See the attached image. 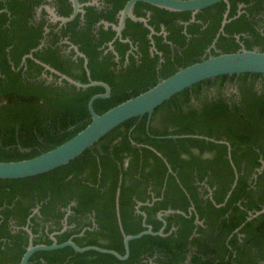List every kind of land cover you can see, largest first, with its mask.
Masks as SVG:
<instances>
[{
	"label": "trees",
	"instance_id": "trees-1",
	"mask_svg": "<svg viewBox=\"0 0 264 264\" xmlns=\"http://www.w3.org/2000/svg\"><path fill=\"white\" fill-rule=\"evenodd\" d=\"M40 1L0 0V161L29 159L64 143L91 122L88 100L104 92L100 86L77 88L67 80H62V87L53 85L59 78L56 74L49 84L37 78L43 66L34 58L70 73L50 57V51L43 57L41 50H34L43 37V20L34 18ZM241 2L246 4L240 8L245 12L234 18ZM64 4L60 12L69 15L70 3L64 0ZM136 5L156 10L165 23L172 17L184 21L191 17V12L143 2ZM257 7L264 14V0H229V9L220 1L198 12L196 18L202 23L187 29L192 33L191 45L175 53V62L161 69V79L208 57L206 49L217 38L227 9L228 21L216 41L219 52L214 47L211 53L235 52L241 43L264 51V30H259L264 15L259 21L249 20ZM74 24L64 26L63 34L73 31ZM129 24L142 33L148 31L141 23L130 20ZM79 37L92 66L97 49L89 34ZM117 45L123 51L127 48L119 41ZM168 53L169 48L165 57L170 60ZM144 61L155 65V60ZM107 74L112 76L110 71ZM79 76L88 82L84 72ZM91 77L113 84L109 97L95 100L98 114L159 81L127 91L114 86H127L131 76L118 84L102 72L95 71ZM225 83H233L236 92L226 96ZM174 135L203 137H170ZM204 137L226 141L230 150L226 143ZM262 161L264 75H223L199 82L158 106L149 130L147 115L134 117L65 165L26 178L0 179V264H19L28 245L29 235L22 229L27 224L36 235L34 244H51L50 233L59 231L55 234L59 243L72 238L79 246L96 245L123 254V232L137 234L146 229L137 212L138 202L153 231L163 226L158 212L172 209L185 215H165L163 235L131 240L126 260L67 246L36 251L28 264H264V213L249 219L250 212L264 208ZM37 205L39 214L32 215ZM67 207L70 213L63 230L67 210L62 208Z\"/></svg>",
	"mask_w": 264,
	"mask_h": 264
},
{
	"label": "flooded vegetation",
	"instance_id": "flooded-vegetation-1",
	"mask_svg": "<svg viewBox=\"0 0 264 264\" xmlns=\"http://www.w3.org/2000/svg\"><path fill=\"white\" fill-rule=\"evenodd\" d=\"M66 1L70 3L71 6V12L69 15H63L60 12L63 10V8H65L64 0H41L40 3L35 6L34 18L36 20H43L44 25L43 37L40 40V45L34 50H41L43 57H46V52L50 51L52 53L50 57L52 59L59 60L61 63L60 65L66 67L70 72L69 75L61 72L44 61L41 62L76 81L81 83H89L90 81H101L106 83L110 88V95L113 89V84H110V82L105 78H98L96 80L93 79L91 76H93L95 71L106 74L110 81L114 82L115 84L120 83L122 78L125 79L127 75L131 76L132 81L131 83L127 84L128 87H120L119 85L114 87L125 89L127 91H133V89L137 90L147 87V85H149L152 80L161 79V69L167 66L171 61L175 62L176 52L179 54L181 51H184L191 45L192 41H190V38L192 37V33L187 31L188 26L192 23H202L201 20L196 18V14L198 12L193 15L191 11H181L191 12V17L188 21H184L180 17H172L168 23H165L163 17L158 14L156 10L145 5H138L139 7L136 8V2L133 8V14L137 18L140 17L146 20L137 21L127 17L120 34H118L114 29V26L119 25V13L128 0H79L80 11L77 12L74 19L66 23L54 20L49 9L54 10L55 14L58 16L68 17L73 13V4L71 0ZM237 5V14L234 16V18L245 12L240 8H243L246 6V4L241 2ZM91 13H93V16L89 19ZM252 13L253 14L249 19L251 21H255L257 19V21H259L264 15L262 14L261 7L255 8ZM130 20L141 23V26L145 27L148 31L142 33L140 29L138 30L133 25L129 24ZM70 22L75 23L73 31L68 30L66 34H63V27L67 26V24ZM259 23L262 24V22ZM258 25L261 26L260 24ZM259 30L262 32L264 30V26L260 27ZM83 33L89 34V39L92 40V43L97 49L95 56L96 63H94L92 66L90 63V56L81 49L82 41L80 39L81 37L79 36H82ZM110 33H112L111 37L106 38V36ZM155 36H161L162 39L158 40ZM83 38L86 39L84 36ZM118 41L127 44V48L124 51L117 45ZM168 48L169 53L167 55L169 56L170 60H167L165 57V52ZM208 48L206 49L207 54L209 53ZM254 48H259L261 50V48L258 46H255ZM120 50H122V52ZM215 50L219 52V50L216 48V42ZM203 56L204 55L201 57ZM27 57H29V54ZM34 59L35 61L38 60L36 58ZM144 59L147 61L155 60V65L153 67L148 66ZM104 67L106 69H104ZM108 71L112 73L111 77L107 74ZM153 71H155V73H153ZM83 72L85 73L88 82H83L80 79L79 75ZM53 74L56 73L43 66V70L40 72V75H38L37 78L45 79L46 84H49L54 80ZM62 80L65 79H61L60 77L57 78L53 85H60L62 87ZM256 85L260 86L258 83ZM224 87L225 89L222 91L225 92L226 96L236 92L235 85L233 83L231 85L225 83ZM36 209H38L37 212H35ZM62 210H67V214L64 216L62 221L64 224L63 230H65L67 227L66 218L70 211L69 207L62 208ZM36 213L39 214V205L33 209L32 215ZM29 221L30 220H28V223ZM50 223L51 222L48 221L46 222V225L49 226ZM25 226L30 228L29 224ZM25 226L22 227L23 230H25ZM13 227L15 230L21 228L20 226ZM53 233H59V231H53L50 233V236ZM32 234L34 238L36 235L33 232Z\"/></svg>",
	"mask_w": 264,
	"mask_h": 264
},
{
	"label": "water",
	"instance_id": "water-1",
	"mask_svg": "<svg viewBox=\"0 0 264 264\" xmlns=\"http://www.w3.org/2000/svg\"><path fill=\"white\" fill-rule=\"evenodd\" d=\"M139 1L149 3L151 5L170 11H191L193 15L199 12L200 10L212 6L220 1H224L227 4V8L229 9V0H128L119 13V25L114 26V29L117 31L118 34H120L121 29L125 24V19L127 17H130L137 21L146 20L140 17L137 18L133 14L134 5L136 2ZM71 2L73 4V13L68 17L58 16L57 14H55L54 10L49 8L47 9H49L50 13L53 15L54 20L66 23L74 19L77 12L80 11L79 0H71ZM228 9L224 14L222 26L218 32L217 38L219 36V33L223 31L225 23L228 21ZM236 37L237 40H239V35H236ZM217 38L214 39L213 43L208 48V57L203 58L200 61L194 62L188 66L178 68L176 72L166 78L160 79L152 87L113 106L102 114H98L95 111L94 102L99 98H106L110 95V88L106 83L101 81H90L89 83H81L65 74L58 72L57 70L49 67L48 65L43 64L41 61L36 60L45 68L56 73L61 79H65L69 83L77 87L87 88L90 86H102L105 88V92L94 94L88 100L87 106L91 115V122L85 128H83L76 135H74L64 143L35 157L16 161H0V179L26 178L51 171L57 167L65 165L80 154H82L87 148L91 147L93 144L98 142L111 130L134 117H141L147 115V130H149L152 114L158 106H160L170 98L174 97L178 93L182 92L183 90L191 88L193 85L199 82L208 79H213L223 75H239L246 73H256L264 75V51L260 50L259 48L247 49L241 43L242 47L238 51L213 55L211 53V49L215 47V42ZM29 57H32V55L29 54ZM170 137L185 138L203 136L174 135ZM204 138L220 143H226L228 145V149L230 150L229 144L226 141H217L208 137ZM263 166L264 161H262L261 169L263 168ZM141 204L142 202H138L137 212L143 216V225L146 229L137 234H125L123 232V254H120L116 250L96 245L79 246L72 240V238H69L68 240L59 243L55 237L56 233H53L50 236L52 239L51 244H33L32 231L28 226H25V230L29 234V240L26 250L21 257L19 264H28L30 257L36 251L55 250L67 246L72 247L77 252L94 250L101 253L112 254L120 260H126L129 257L130 253L129 242L131 240H134L146 234L163 235L166 226V221L163 218L165 215L174 212L185 215V213L180 210L168 209L160 211L158 212V218L163 222V226L158 231H153L152 226L146 223V213L139 210V206ZM37 211L38 209L35 210V212ZM261 213H264V208L256 212H250L249 219L258 216ZM196 222L200 223L201 221L197 219Z\"/></svg>",
	"mask_w": 264,
	"mask_h": 264
}]
</instances>
